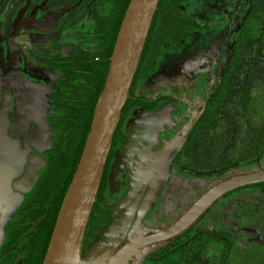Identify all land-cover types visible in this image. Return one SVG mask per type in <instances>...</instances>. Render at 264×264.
Here are the masks:
<instances>
[{
    "label": "trees",
    "instance_id": "obj_1",
    "mask_svg": "<svg viewBox=\"0 0 264 264\" xmlns=\"http://www.w3.org/2000/svg\"><path fill=\"white\" fill-rule=\"evenodd\" d=\"M25 1L8 0L12 10L4 15L3 21L13 26L14 15ZM129 1H46L48 8L64 9L66 14L58 27L57 42L48 46L46 52L51 65L61 63L59 71L63 73L58 88L53 91L55 95L52 93V103L57 111L56 136L48 149L52 153L48 155L50 161L40 173L38 187L29 197L28 204L33 221L40 225L41 263L89 131L95 102L103 88L110 55ZM191 2L159 0L109 156L127 145L122 136L135 112L155 110L162 104L172 103L170 95L157 98L159 94H153L155 91L147 89L145 84L159 71L165 53L181 51L194 34L210 29L206 21L187 7ZM59 40L69 46L64 55L65 44H57ZM170 162L168 173L175 170L179 178L194 183L195 194L217 178L264 166V0H251L228 66L208 96L200 118ZM102 191L103 186L96 194L86 225L81 255L96 239L98 230L112 218L114 202L103 200ZM241 191L247 193L245 197L242 194L244 200L235 207V202H228V198ZM218 205L222 211L219 214H223L228 223L225 230L230 239L235 238L231 228L237 224L229 222L238 223L241 217L242 224H250L252 214L258 212L264 228V182L241 187L221 198ZM231 205L235 209L230 210ZM255 207H258L257 211ZM238 212H243V216L238 217ZM192 231L171 240H184L178 242V247L187 248L189 242L186 240L192 238L191 243L199 245L201 239L208 236L200 233L194 237ZM218 233L212 230L211 241L220 236Z\"/></svg>",
    "mask_w": 264,
    "mask_h": 264
},
{
    "label": "flooded vegetation",
    "instance_id": "obj_2",
    "mask_svg": "<svg viewBox=\"0 0 264 264\" xmlns=\"http://www.w3.org/2000/svg\"><path fill=\"white\" fill-rule=\"evenodd\" d=\"M46 1L47 0H26L25 3L22 4L20 11H17V13L15 11L16 14L13 18L14 25L11 26L5 20L3 21V19H6V16L4 15H7L10 10H12V8L10 7L8 0H0V62H3L4 66L6 65L8 55L7 47L10 42V40L8 41V38L14 35L15 43L24 49V52H20V54L22 53L25 56V58L22 57L21 62L23 63H20V69L23 68L28 73H33L31 76L33 79L32 81L37 82L40 85L43 84L47 91L44 101H39V110L35 111L39 120L38 122L40 123L39 128L41 129V132L38 133L35 139L33 138L32 134L34 132V127L32 124L27 125V127L21 125L18 129L15 128V132H13L11 131L12 129L10 128L8 121V125L4 128L7 138L20 142L22 147V156L19 162L18 170L7 179V190L4 198L0 201V264H43V262L41 263L42 248L40 225L37 221H33L32 214L28 211V204L30 203L29 197L32 195V193H34L35 188L38 187L37 181L41 175L40 173L47 165V162L50 161L48 160V155L52 153H50L48 149L53 142L52 138H55L56 136L54 128L55 125L58 124L57 121H55L57 111L54 109L52 103L54 101V97L52 98V95L54 94L53 91L58 88L59 81H61L60 76L63 75V73L59 71V68H61V63L59 62V64L55 63V65H51V63L48 61L46 52L49 51L47 50L48 46H51L54 42H57L56 37L59 32L58 27L61 25V21L63 18H65L64 16L66 14L64 9L48 8ZM37 9H41L42 16L43 14H47L48 16L46 17H49L53 21V24L47 33H40L38 35L36 34V31H30L28 28V22L35 14ZM246 13L242 16L238 33L234 37L235 40L233 43L232 53L234 51L235 45L238 43ZM206 22L210 26V29L208 30H211L213 26H215L214 23H210L209 21ZM70 29L71 28H69V30ZM25 34L28 36L27 41L29 45L24 44V40L26 38ZM57 44H62V46L65 44L63 46L64 49L61 47L64 52L62 55L67 53L69 49V46H66L67 43H62V41L59 40ZM230 56L225 68L228 66ZM157 91L159 90H155V93H153L159 94L157 95V98L162 95H170L173 100L172 103L162 104L156 109H159L165 105L174 107L179 103H194L191 101L186 102L184 99H181L179 96L172 93H160ZM196 101H198V105H201L202 113L204 102L199 100ZM43 106L45 107L44 112L46 110L47 114L44 118L39 119V112ZM201 113L198 119L200 118ZM134 115L129 121V124L126 126L122 136V138L127 142V145L129 144L128 128ZM194 125L192 126L191 130L193 129ZM173 126V130H175L179 125L175 124ZM184 141L181 142L180 146L182 143H184ZM127 145L122 148H118L111 156H109L112 148L111 146L108 154L109 159L107 157L101 182L98 188L99 191L103 186V200H110L114 202V206L111 210L112 216L114 208L118 205L128 190L129 178L127 175L125 162H123L121 157V154L127 148ZM170 160L167 163V166L170 165ZM177 179L182 178L177 176L175 170L169 174L167 167L166 176L163 179V189L155 193L154 200L150 201L147 205V210L144 213V217L142 215V218H139L138 223L141 221L144 224L149 222L145 219L147 217L151 219L153 218L152 220L156 223H158L159 220L157 229L153 233L165 228L199 194H193V196L190 197L187 202L182 204L178 209L172 210L168 209L167 207H163V204L166 205L169 199H172L173 196V192L168 186L172 181H176ZM187 181L190 182V180ZM200 185L203 186L202 183H200ZM180 187L181 186L178 184V188ZM192 189H194V186L187 188L186 190H179V192H185ZM241 193L243 192H238V195L236 194L234 197H229L228 202H235L234 206L238 207L236 203H240L244 200ZM218 202H216L214 206H212V208H210L209 211L189 229H193L191 234L194 237L200 233L205 236L208 235L207 238L203 237L201 239L203 241L198 243L199 245L192 244L191 242L193 239L191 238L190 240H186L187 243L189 242L187 248H179L178 242H182L184 240L177 238L171 240L172 238H167L165 240L159 241L158 243H154L155 247L151 248V250H146L143 253L141 263L138 264H264V228L263 222L259 218V213L257 212V214H252V221L250 224H242V217L238 218L240 221L238 223L230 221L229 224L231 225L237 224L235 228H231L233 229L231 233L232 235H235V238L230 239V237H228L229 232L225 230L228 223L224 221L223 214H219L222 211L219 210L220 205H218ZM234 206L231 205L230 210L235 209ZM162 208H164V210ZM241 208L242 207H240V209ZM257 208L258 207H255L256 211ZM145 214H147L146 217ZM239 216H243V212H238V217ZM164 218H169V221L162 222ZM135 219L136 218H134L133 222L130 223L126 233L130 232L131 228H133ZM216 221L220 222L218 227L212 228V223ZM212 230L214 232L219 231L218 235L220 236L211 241L210 235ZM124 239L128 242L131 238H128V234L127 236L125 234ZM43 242L44 241L42 240V243ZM228 243L230 246H227ZM255 245L259 247V250L254 249ZM181 251L182 253H180ZM214 254L215 258L212 260L213 257H211V255Z\"/></svg>",
    "mask_w": 264,
    "mask_h": 264
},
{
    "label": "rangeland",
    "instance_id": "obj_3",
    "mask_svg": "<svg viewBox=\"0 0 264 264\" xmlns=\"http://www.w3.org/2000/svg\"><path fill=\"white\" fill-rule=\"evenodd\" d=\"M250 4L251 0H192L187 5L197 16L215 26L211 30L195 34L181 51L165 53L159 71L148 80L146 88L150 91L159 90L157 92L160 93H172L186 102L194 103H179L174 107L165 105L152 111L139 110L135 113L128 128L129 144L121 154L129 178L128 190L113 213L118 214L120 210L139 205V218H142L148 203L154 200L155 193L163 189L167 163L201 113V105L196 100L205 102L221 78L232 53L241 18ZM46 16L48 15L42 16L41 9H37L28 22L30 31H36L37 35L47 33L53 21ZM25 37L24 44L29 45L26 34ZM9 40L7 66L0 62V106H8L7 115L11 120L24 119L23 112L28 108L27 105L32 99L43 102L47 91L41 82L42 85L31 82L33 73L20 69L19 64L15 65V61L20 63L22 57L25 58L20 54L24 49L15 43L14 35ZM175 124L179 126L173 130L172 126ZM192 186L194 183L184 179L172 181L168 186L173 192L172 199L166 205L163 204V207L175 210L185 204L195 194L194 189L185 192L179 190ZM246 193L241 195L245 197ZM134 218L135 212L124 230L123 239L125 234H128V238L137 239L152 234L157 229L159 220L156 223L153 218L147 217L145 219L149 222L144 224L140 221L126 233ZM165 221H169V218L162 220ZM219 223H212V228H217ZM153 247L154 243L139 247L123 264L141 263L143 253ZM254 249L259 250V247L255 245ZM211 257L213 260L215 254Z\"/></svg>",
    "mask_w": 264,
    "mask_h": 264
},
{
    "label": "water",
    "instance_id": "obj_4",
    "mask_svg": "<svg viewBox=\"0 0 264 264\" xmlns=\"http://www.w3.org/2000/svg\"><path fill=\"white\" fill-rule=\"evenodd\" d=\"M158 2L159 0L129 1L110 55L103 88L95 102L89 131L72 181L56 216L43 264H123L139 247L187 232L227 194L241 187L264 182V166L236 171L226 177L217 178L204 186L165 228L141 238H131L128 242L123 239L124 230L134 212L136 219L133 226L138 223L141 208L139 209V205H132L126 210H120L118 214L112 212L113 216L109 223L98 230L96 239L81 255L86 225L98 192L113 135L127 100ZM20 63L15 61V65L19 64V67ZM207 101L208 96L203 109ZM27 107L23 112L24 119L11 120L7 115L8 106H0V201L7 190V179L18 170L22 156L20 142L10 140L5 135L4 128L8 121L13 132L21 125L27 127L31 124L34 127L32 133L34 139L41 132L35 112L39 110V100L32 99ZM44 109L43 106L39 112V119L46 116L47 112L46 110L44 112Z\"/></svg>",
    "mask_w": 264,
    "mask_h": 264
}]
</instances>
